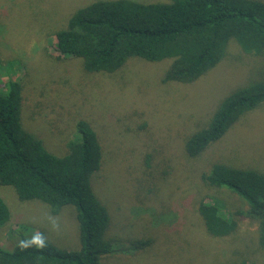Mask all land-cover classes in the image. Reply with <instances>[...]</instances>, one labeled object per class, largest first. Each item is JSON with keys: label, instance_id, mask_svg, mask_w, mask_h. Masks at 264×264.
<instances>
[{"label": "rangeland", "instance_id": "1", "mask_svg": "<svg viewBox=\"0 0 264 264\" xmlns=\"http://www.w3.org/2000/svg\"><path fill=\"white\" fill-rule=\"evenodd\" d=\"M92 1L0 0V88L22 82L23 126L57 154L77 136L78 120L97 132L104 155L92 185L109 212L106 236L117 248L102 264H264L258 223L238 212L246 202L201 177L214 162L264 172V103L199 156L185 151L186 138L209 122L227 94L264 78V54L245 52L232 39L228 55L192 82L164 81L171 59L132 57L116 71L89 72L80 57L57 56L54 33ZM0 196L11 211L0 226V245L13 249L21 225L27 234L44 230L61 247H80L73 205L54 214L48 203L22 200L1 183ZM212 197L238 220L230 235L205 228L198 205ZM139 238L152 242L124 248Z\"/></svg>", "mask_w": 264, "mask_h": 264}, {"label": "trees", "instance_id": "2", "mask_svg": "<svg viewBox=\"0 0 264 264\" xmlns=\"http://www.w3.org/2000/svg\"><path fill=\"white\" fill-rule=\"evenodd\" d=\"M54 35L57 56L80 57L89 72L116 71L132 57L152 62L171 59L164 81L192 82L228 55L232 39L245 52L264 54V0H93L77 8ZM22 88L19 80L0 88V183L12 185L22 200L48 203L54 214L73 205L81 244L67 249L50 240L44 230L27 234L28 227L20 225L13 249L0 245V264H102L103 256L117 248L106 236L109 212L92 185L93 174L102 167L101 140L91 123L80 119L67 152L51 151L23 126ZM262 103L264 78L232 90L209 122L186 138L187 155L199 156L243 114ZM201 177L246 202L238 212L257 221L264 249V172L214 162ZM211 199L198 205L207 232L230 235L238 220L217 197ZM10 218L8 203L0 196V226ZM38 234L45 238L43 248L21 246V241ZM151 242L139 238L124 248L144 249Z\"/></svg>", "mask_w": 264, "mask_h": 264}, {"label": "clouds", "instance_id": "3", "mask_svg": "<svg viewBox=\"0 0 264 264\" xmlns=\"http://www.w3.org/2000/svg\"><path fill=\"white\" fill-rule=\"evenodd\" d=\"M32 245L43 248L45 246V238L43 237V234L33 235L31 240L28 241H21L22 247H29Z\"/></svg>", "mask_w": 264, "mask_h": 264}]
</instances>
